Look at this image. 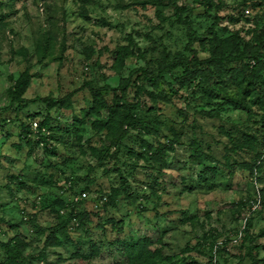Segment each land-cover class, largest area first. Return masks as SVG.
I'll return each instance as SVG.
<instances>
[{"label": "rangeland", "instance_id": "374dc122", "mask_svg": "<svg viewBox=\"0 0 264 264\" xmlns=\"http://www.w3.org/2000/svg\"><path fill=\"white\" fill-rule=\"evenodd\" d=\"M263 26L264 0H0V264H125L146 237L163 240L158 264H264V68L244 89L241 60L206 82L198 65L165 70L260 49ZM130 76L95 110L87 82Z\"/></svg>", "mask_w": 264, "mask_h": 264}, {"label": "trees", "instance_id": "16d2710c", "mask_svg": "<svg viewBox=\"0 0 264 264\" xmlns=\"http://www.w3.org/2000/svg\"><path fill=\"white\" fill-rule=\"evenodd\" d=\"M198 1V0H197ZM258 43L260 45H263L260 49L255 50L254 47L250 46L248 50L244 49L243 52L239 55L233 56V53H229L226 55L225 53L218 54L217 56H213L211 58L205 59V60H199L196 56L192 57L191 59H187L185 56H178L175 61L172 63H169V65L166 67L165 70L175 69L183 64L191 63L193 65H198L200 69L202 70V76H200V82H206L209 77H211L214 73H223L225 70V60H241V67L235 70V78L236 81L237 76L242 75V78L239 79V82L237 84L240 85L242 89H244L247 85L255 84L257 78L254 75V70L261 71L264 68V54L261 53L262 49H264V26L261 28V31L257 37ZM247 47V45H245ZM255 61V65L253 66L251 61ZM88 69V66H86ZM85 67V68H86ZM144 75V77L152 81L154 83L158 82L159 79L162 77V73H159L157 75H151L146 68L140 69ZM139 77V76H138ZM137 77V78H138ZM29 76L28 74L23 75L19 81L15 85V89L10 91V95L12 98L11 104L6 107L7 109L10 108L12 105L18 103V105H22L25 102V99L22 97L25 93L27 86L29 84ZM132 83V77H128L124 79L119 87L113 88L110 85H105L103 87H93L90 82H87L85 86H87L91 94L94 98L93 107L95 110L99 111L100 106L103 105V99H102V92L105 90H117L120 88L122 93H126L127 89L131 86ZM75 92L69 93L66 97L63 99H56L53 97H39L38 100L43 101L47 103L50 107L55 106V104L64 102L66 99L72 98L74 96ZM117 99H120L119 96H117ZM242 103V101H240ZM49 116V115H48ZM133 118L132 109H127L125 113H122L119 117L117 123L118 128H123L125 122H127L129 119ZM46 122H42L39 126L38 132L41 133L45 127ZM49 130V129H48ZM33 133L31 131V128L29 125L23 124L20 131V138L21 139H29L31 138L29 135ZM86 192V191H83ZM121 189L118 188L115 190V192L112 193H106L104 192L102 194V197H107V200L103 203H100V207L104 210L109 209L110 207L116 206V200L117 197L120 194ZM81 196V195H80ZM100 199V200H101ZM84 199H79V201H82ZM99 200V201H100ZM250 226V225H249ZM46 230H49V228L42 229V232L44 233ZM259 236H264V228L260 230ZM46 240V247H58L60 245V241L56 234L54 232H50L47 236ZM15 240H18L16 238ZM158 245L159 247L150 248V245L152 244L150 239L147 237L144 239L139 240H133L131 242L126 243L125 246V254L127 256V262L125 264H158V260L162 258L163 255V240L161 238L158 239ZM40 260H45L46 253L45 251L43 253H40L39 256ZM251 264H256V258H253V261Z\"/></svg>", "mask_w": 264, "mask_h": 264}, {"label": "built area", "instance_id": "2783aa9c", "mask_svg": "<svg viewBox=\"0 0 264 264\" xmlns=\"http://www.w3.org/2000/svg\"><path fill=\"white\" fill-rule=\"evenodd\" d=\"M87 68V67H86ZM35 125H37V124H35ZM87 192H84V193H82V196L80 197L79 196V199H85L86 197H87ZM107 200V197H103L100 201H99V204L100 203H103L104 201H106Z\"/></svg>", "mask_w": 264, "mask_h": 264}]
</instances>
